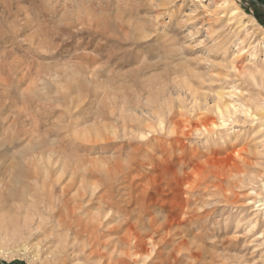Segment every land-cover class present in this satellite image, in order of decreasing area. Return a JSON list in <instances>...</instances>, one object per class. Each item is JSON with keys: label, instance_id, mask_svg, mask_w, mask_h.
<instances>
[{"label": "rangeland", "instance_id": "1", "mask_svg": "<svg viewBox=\"0 0 264 264\" xmlns=\"http://www.w3.org/2000/svg\"><path fill=\"white\" fill-rule=\"evenodd\" d=\"M257 2L264 5L0 0V191L22 198L21 208L0 217L11 236L0 239L2 264H95L94 244L103 253L97 264H196L169 247L156 254L148 238L144 254L110 249L128 224L106 198L119 201L128 189L121 172L107 170L119 162L124 171L134 158L143 166L139 178L170 154L184 163L181 189L193 193L173 244L197 242L200 264H264L263 228L245 206L262 197L251 192L264 183V76L253 74L264 72ZM26 144L35 154L18 164ZM52 151L58 163L49 180L53 195L66 186V208L26 166ZM67 211L93 226L96 239L70 242L74 219L70 231L57 226Z\"/></svg>", "mask_w": 264, "mask_h": 264}, {"label": "bare ground", "instance_id": "2", "mask_svg": "<svg viewBox=\"0 0 264 264\" xmlns=\"http://www.w3.org/2000/svg\"><path fill=\"white\" fill-rule=\"evenodd\" d=\"M237 12L238 11L236 9L230 10L229 19L230 18L233 19L237 15ZM237 24H240V23H237ZM253 74H257L261 77L264 76V72H260V71H254ZM169 133H173V132L169 131ZM14 143H16V142H14ZM22 149H23L22 156L19 158L17 163L23 162L25 160L24 159L25 156H28L30 153L35 154L33 152V147H31L30 145L26 144L24 147H22ZM44 154H46V153H44ZM47 154L48 155L42 154V156H45V160L43 163H42V160H43V157H42V159L40 158L37 161L27 162L26 166H27V168L30 169L29 173H30L31 179L36 181L38 178H42L43 179L42 181L39 179L42 182V186L44 188H48L49 196H52L53 195L52 191L55 188L57 189V187L53 188V185L50 183L49 177H52V176H50L51 174H55L52 172L53 170L56 169V168L54 169L53 166L56 165L58 162H56V160L53 158V155H54L53 151H52V153L49 152ZM128 158H129V156H128ZM20 163H18V164H20ZM113 163L114 164H112V166L107 170L108 173L110 174L111 172H116V173L121 172L120 173L122 175L121 180H123L124 187H127L128 190L126 193V198L120 199L119 201H115L116 200L115 199L114 200L115 202H114L113 200L109 199L108 197L106 199L110 200L108 206L110 209H112L114 216H116L117 218L124 217L125 222L127 221L128 225L124 229V233L120 237H118L115 241L113 240L111 242V247H110L111 252L115 251V254H116V252H119L122 255H124L125 257H130V256L134 255L137 250L140 253L144 254L145 251L148 250V249L146 250V244H145V242H146L145 240L148 238V240L151 241L150 245L152 247V250L151 249L150 250L155 252L156 254H158L160 250L162 251L163 249H166L169 247L170 248L169 254H175V253H176V255L177 254H181V255L183 254L182 255L183 257H185L189 260L195 261L196 264H200L199 261L201 259L202 248L198 245L197 242H191V241L186 242L185 240L181 239L176 244H173L175 242V238L177 237V235L179 236V238H182L179 234V229H177V228H179L180 225L183 224V221H181V215L184 212V210H186V208L191 203L190 198L192 197V194H193L190 192L183 191L181 189V186H183V184L185 183L184 181H186V179H187L185 177L178 175L179 172H182L184 163H182L181 160H178V159L172 157V155L170 154L162 160L157 159L155 162L153 161V162H150V164L148 163L150 165V170L147 173H145L144 175L141 174L142 176H140L139 178H136L134 176V172H136L138 168H142L143 166H142V164H138L134 158H130L129 166L128 167L126 166V168L124 169V171L126 170L127 172H124L122 170L123 168L119 164V162L118 163L113 162ZM178 165H179V167L176 170L175 168ZM154 175H155V177H154ZM113 177H114V175H113ZM155 178H158L160 182L154 181ZM50 179L52 181V178H50ZM81 179H83V178H81ZM57 182H58V180H57ZM215 182H217V181L215 180ZM80 185L82 186V183ZM84 186H85V183H84ZM84 186L80 187V188L82 189V188H84ZM4 187H6V186H4ZM25 188L27 189V187H25ZM25 188H24V190H25ZM56 189L54 190L55 192H56ZM260 190H261L260 194L255 193L254 192L255 190L254 191L252 190L251 193L253 195H255L256 198L260 197V195H262V197H260V199L258 201H255L253 199L248 200L247 203L245 204V206H246V208L251 210V212H252L251 218L253 219L254 224L258 225V227L263 228V231L257 236L259 239L264 240L263 239L264 238L263 237V235H264V183H263V186H261ZM85 191H84V193H85ZM150 192L152 194H150ZM160 192L163 193L164 196L163 195L159 196L158 193H160ZM66 193H67L66 186L61 185L59 187V196L55 195L56 193L54 194L56 197L53 195L54 196L53 200H57V201L59 200L58 202L60 203V206H62L64 208H66V205H67V202L64 201L65 200L64 197H65ZM1 194H2V196H1ZM22 194H24V193H22ZM15 196H16V194H12L9 192L7 193V196H6L2 193V190L0 191V198H1L0 199V201H1L0 202V214H1L0 217L1 216L3 217L4 214L9 213L11 211L10 210L11 205L18 204V206L20 208L22 207V198L16 199ZM53 196H52V198H53ZM80 197H82V195H80ZM9 198H11V199H9ZM103 200H105V199H103ZM103 200H102V202H103ZM10 201H12V203H10ZM50 201H51L50 202V204H51L52 199ZM80 202H82L84 204L85 200H80ZM48 204H49V202H48ZM56 204H57V202H56ZM51 205L53 207H55L53 203ZM51 205H50V207H51ZM19 207H17V208L19 209ZM56 207H57V205H56ZM53 209L51 208V210H53ZM77 209H80V208L77 207ZM62 210H63V208H62ZM65 215H66L65 218L62 215L63 220L61 219V221H58L57 226L60 227V225L62 224L64 226L68 227V229L66 231H70L71 230L70 223H71L72 219H74L73 218V211L72 212L67 211V213H65ZM56 217H58V216H56ZM104 219H105V217H104ZM57 220H59V219H57ZM0 222H3V220H1ZM54 222H55V220H54ZM73 224H74L75 228L73 227V233H72L73 234V236H72L73 240L72 239L69 240L70 242L71 241H77L81 236L82 237L85 236V239H89L92 241L94 239H96V236H95L96 231L92 230L93 226L88 227V225H86V224L82 225L79 217L76 220L74 219ZM255 225L250 227V229H249L250 232H251V228H253ZM64 226H62V229H66ZM60 229H61V227H60ZM252 231H253V229H252ZM63 236H64V233H63ZM66 236L68 237V235H66ZM66 236H64V238ZM10 238H11V236L9 233H7V231L0 229V239L2 241H8ZM86 241H83V242L85 243ZM176 241H178V240H176ZM76 244H77V242H76ZM87 244H89V243H87ZM102 245L104 248L107 247V244H102ZM79 246H81V245H79ZM85 246L87 247V245H85ZM93 246H94V251L91 253V255L95 257L96 261H94V262H96L95 264H97L99 259H101L103 257V253L99 252V250L97 249V244L96 245L94 244ZM83 248H85V247H83ZM100 251H101V249H100ZM87 259H89V257ZM92 259H94V258H92ZM178 259L176 261L179 262L180 260H178ZM31 262H34L33 264H45L42 261H39L36 259H33Z\"/></svg>", "mask_w": 264, "mask_h": 264}, {"label": "water", "instance_id": "3", "mask_svg": "<svg viewBox=\"0 0 264 264\" xmlns=\"http://www.w3.org/2000/svg\"><path fill=\"white\" fill-rule=\"evenodd\" d=\"M257 4H258L259 6H261L262 8H264V5H262L261 3L257 2Z\"/></svg>", "mask_w": 264, "mask_h": 264}, {"label": "crops", "instance_id": "4", "mask_svg": "<svg viewBox=\"0 0 264 264\" xmlns=\"http://www.w3.org/2000/svg\"><path fill=\"white\" fill-rule=\"evenodd\" d=\"M0 264H2V263L0 262Z\"/></svg>", "mask_w": 264, "mask_h": 264}]
</instances>
